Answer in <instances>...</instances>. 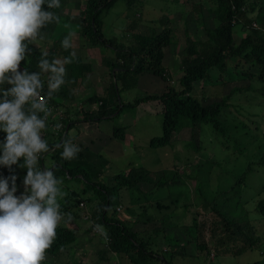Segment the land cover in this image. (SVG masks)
I'll return each mask as SVG.
<instances>
[{
  "label": "trees",
  "instance_id": "1",
  "mask_svg": "<svg viewBox=\"0 0 264 264\" xmlns=\"http://www.w3.org/2000/svg\"><path fill=\"white\" fill-rule=\"evenodd\" d=\"M125 1L129 7H132L137 0ZM212 1L214 4L213 13L219 24L216 27L207 29V38L202 41L195 40L189 34L188 29L185 30L186 47L184 55L181 57L183 73L177 81L172 77L164 63L168 47H170L174 39V29L171 26L172 19L170 16L163 14L155 20L156 23L153 19L155 27L163 26L161 30L151 32L133 31L130 43H118L115 37H107L105 35V22L103 19V12L112 8L116 0H86V4L79 12L81 35L91 42V46L104 45L116 51L113 58L106 56L101 59L102 64L109 68V73L103 76L105 88L101 94L99 92L78 96V90L81 89V86H85L84 84L89 87L90 82L94 87L92 80H90L93 77L92 73H94L93 64L83 60L78 53H74L73 44L68 49H64L61 46V41L67 36L65 34L66 30L60 29L59 25L71 20L69 15L63 14L64 10L72 4L70 0H61V6L52 9L59 17V21H53L41 30L43 38L38 40L37 43L33 42L29 45L31 52L20 64L23 69L28 68L29 71H37V62L41 58L42 49L48 52L47 58L49 60L53 57H58L59 53H62L64 58H69L70 62L65 65V83L48 101V105L52 109V116L48 119V127L44 135L48 139L50 150L41 157L40 163L42 167H54L55 174L62 178L63 184L73 179H79L84 184L82 191L86 196L78 190L67 191L66 196L60 201L61 210L65 214L64 217L78 218L84 211L85 218H90L95 224H100L105 228L104 236L107 240V250L115 255H128L132 262L136 264H141L140 262L143 264H157L158 259L165 262V264L172 263L163 252L159 253L154 248H151V240L144 239L138 231L128 226L126 220H120L117 217V212L121 211L123 206H121V210H118L120 205L117 206L111 213L110 209L114 202V196L122 189L134 188L141 190V186L146 182L151 184V191L156 188H164L175 182H180L179 178L164 179L165 173L163 171H159L158 174L160 175L154 177L151 176V171L145 166L131 164L124 172L118 171L113 174L109 183L102 182L101 178L103 175L105 176L103 168H99V171L96 172H93V170L89 171L88 167L80 159L84 152L89 153V148L80 147L81 151L78 155L68 160L61 157L60 153L63 149L62 147H57V145L69 137L74 143L77 135H70V131L81 123L102 121L104 119L115 120L126 110L136 108L138 105L148 101H154L160 106L159 111L163 115V131L160 135L152 136L149 139L148 145L150 147L158 148L173 143L175 133L179 130L180 122L183 119H187L190 121L188 124L192 128V132L199 125L211 124L213 131L227 136L228 140L224 144L226 149L236 148L237 138L227 133L230 125L222 120V112L223 109L230 105L229 98L233 93L236 91H252L254 90L252 84L246 87H233L231 92L223 96L221 100L207 104H204L202 99L194 94V91L198 84L205 86L208 81L213 79L211 73L213 70H217V76L214 78L216 80L219 77V73L225 72L228 66L235 63L237 70L239 67L245 68V71H243L245 77L251 81L261 83L262 87L260 90L264 92V0ZM135 23H137V20ZM238 25H242L246 33L239 42H236L235 27ZM51 39L55 40L52 46H49L47 43ZM69 39L71 40L70 37ZM255 66L259 67V71L255 70ZM145 73L160 76L169 82L168 87L160 93H149L136 98L133 102L124 101L121 98V92L129 88V79L133 80L134 85H136L139 75ZM236 73L240 74V71ZM96 75L97 77H94V79H99L100 75ZM83 79L87 83H84ZM5 87H10V85H5ZM71 99L76 101L73 103ZM259 106H263V104L252 105L251 108L254 111L248 113V116L250 114L257 115L256 124L262 118L263 109H257ZM243 123L242 127H249L247 123ZM56 125H59V127H56ZM126 129V125H114L113 137L125 140ZM5 135L6 133L0 131V140ZM251 138H253V133L249 131L247 144L250 143V145H256L257 147V141L260 138L255 136V143L250 141ZM195 142L194 138V143H191L192 146L195 144L197 148L198 145ZM258 147V153L260 152V154L256 162L250 161L246 167H240V169L242 168L240 172L236 170L237 167L235 165H232L233 174L238 175L236 182L241 187L242 184L247 182L246 179L250 173L254 171V166L264 164V142L258 143ZM253 156L256 157L257 154ZM47 162L50 165H47ZM73 162H76V164H73ZM216 163L220 164L219 162ZM26 171V168L13 165V172L17 175V185L23 182ZM0 174L8 176L10 174L9 169L0 167ZM9 186L11 187V182ZM263 191L264 188L259 191V195ZM87 192L89 195H87ZM242 193L240 188L239 195H237V198L234 197L241 202L237 203L240 207L238 212L232 211L231 215L234 216L233 218L229 214L218 210L214 205L212 207L217 211L214 214L216 221L214 225H217L216 228L219 227L221 231L219 238L212 242L215 245V249H218L224 255H236L245 251L247 247L253 248L262 239V235L256 231L255 227H257V224L250 218L249 212L251 208L246 204V201H252V199L247 198L246 193ZM204 204L206 207L210 205L209 202ZM154 205L152 203L143 205V211L145 212L149 206L153 207ZM156 206L159 210L166 208L168 211L171 208V204L162 203L161 201H157ZM81 208H83V211ZM254 212L258 217L264 218V196L255 199ZM160 222V226L152 230L158 236L161 233L163 235L164 230L166 234L167 228L171 226V215L167 214L166 216L164 214ZM56 233L52 246L46 251V259L43 264H61L59 259L69 247L72 249L71 255H74L72 246L77 242L79 243L80 234L78 230L65 222H60ZM163 236L166 239L169 238L168 235ZM175 243L172 242L170 245ZM170 245L168 244L163 251H172L173 254H186V250L170 249ZM199 248L207 251L210 246L205 241H202ZM104 255L105 253H102L101 257L105 259ZM71 264L75 263L72 262ZM242 264H264V260H254Z\"/></svg>",
  "mask_w": 264,
  "mask_h": 264
},
{
  "label": "rangeland",
  "instance_id": "2",
  "mask_svg": "<svg viewBox=\"0 0 264 264\" xmlns=\"http://www.w3.org/2000/svg\"><path fill=\"white\" fill-rule=\"evenodd\" d=\"M70 1L75 3L71 9L70 7L65 9L63 14L69 15L71 20L61 23L60 29H65L66 36L71 38L74 45L73 51L79 53L83 60L91 62L94 67L93 77L90 79L94 87L89 82V87L84 84L85 86H82L78 92L79 95L99 92L101 94L105 88V81L101 82V79L105 80L103 76L109 73V68L102 64L101 59L106 56L113 58L116 51L104 45L91 46V42L83 37L80 32L79 12L86 4V0ZM213 8L212 0H137L132 7H129L125 0H116L112 8L103 12L104 31L107 37H115L118 43H130L133 31L161 30L163 26L155 27L153 19L155 22L163 14H168L172 19L171 26L174 29V39L168 47L164 63L172 77L177 81L183 73L181 57L184 55L186 47L185 30L188 29L189 34L195 40H205L207 29L219 24L213 13ZM136 20L137 23H135ZM245 33L242 25L236 26V42H239ZM54 40H49L47 44L52 46ZM57 58L63 59L64 56L59 53ZM235 65L232 63L225 72L219 73L216 80L214 78L217 76V70H213L211 72L213 79L208 81L205 86L198 84L200 83L198 82L194 94L200 97L204 104H207L221 100L223 96L231 92L233 87H246L252 84L254 87L252 91L233 93L229 98L230 105L222 112V120L230 125L227 133L237 138L236 148L226 149L224 144L228 140L227 136L213 131L211 124L199 125L193 133L190 124H188L190 121L187 119L180 122L173 143L158 148L150 147L148 145L149 139L152 136L160 135L163 131V115L159 111L160 106L158 104L154 101H148L136 108L124 111L119 118L113 119V125L127 126L125 142L128 146H132V152L108 155L100 149L90 147L89 153L84 152L80 158L89 171L96 172L99 171V168H103L105 176L103 175L101 180L106 183H109L113 174L118 171L124 172L131 164L145 166L151 171V176L154 177H158L160 175L158 172L163 171L165 173L164 179L179 178L180 182H175L164 188H156L153 191L150 190L151 184L149 182L143 183L141 190L122 189L115 194L110 209L112 213L117 206H123V209L117 212V217L120 220H126L128 226L138 231L144 239L151 240V248L159 253L163 252L172 264H242L254 260H264V218L258 217L254 212L255 199L264 196V191L259 195V191L264 188V164L254 166V171L250 173L246 179L247 182L242 184V187L236 182L238 175L232 172V165H235L236 170L240 172L242 169L240 167H246L250 161L256 162L258 160L260 154V152L258 153V143L264 142V92L260 90L261 83L251 81L244 76L245 68L239 67L237 70ZM20 70H23L21 66ZM255 70L259 71V67L255 66ZM237 71H240V74L236 73ZM96 74L100 75L99 79H94ZM154 76L157 75L142 74L136 85H134L133 80L129 79V88L121 92V98L126 102H133L136 98L148 93L162 92L163 84L154 83L151 79L157 78ZM218 81L220 82L218 83ZM84 83L87 81L84 80ZM168 84L165 87H168ZM259 103L263 106H259L257 109L262 108L263 112L262 118L256 124L257 115L250 114L248 116V113L254 111L251 108L252 105ZM242 122H244L243 124L247 123L249 127H242ZM80 130L82 135L90 137L92 132L97 131V128L96 126L81 125L80 129L77 127L71 129L70 135H79ZM249 131L253 133L251 142L255 143V136L260 138L257 141V147L250 145V143L247 144ZM194 138L198 145L197 148L195 144L192 146L191 143H194ZM254 154L257 156L254 157ZM216 162L220 164L218 165ZM47 165L50 163L47 162ZM83 188L84 184L79 179H73L63 184L65 192L78 190L86 196L82 191ZM240 188L242 194L246 193L247 198L252 199V201H246V204L251 208L250 218L257 224L255 228L262 235V239L253 248L247 247L245 251L236 255H224L215 249L212 242L213 240L216 241L221 234L219 227L216 228L217 225H214L216 222L214 214L217 211L212 207L214 205L218 210L233 218L232 211L238 212L240 209L237 203L241 201L236 199L240 193ZM23 191L24 185L21 182L16 194L19 195ZM157 201L171 204V208L168 211L166 208L159 210L156 206ZM208 202L210 205L206 207L204 203ZM151 203L155 205L146 207L144 212L142 206ZM83 208H81L82 211ZM83 212L78 218L64 217L61 221L78 230L80 246L78 242L77 245L72 246L74 248L73 256L71 255V247L66 249L59 262L61 264H71L72 262L75 264H125L127 262L135 264L128 255H115L108 251L107 240L104 236L105 228L100 224H95L92 219L85 218ZM164 214L166 216L167 214L171 215L172 219L171 226L167 228L166 234L165 230L163 234L168 235V239L164 238L162 233L158 236L152 231L153 228L160 226ZM96 225H100L102 231L97 229ZM146 231L147 233H145ZM202 241L209 244V250L203 251L199 248ZM172 242L176 243L170 245ZM168 244L170 249L186 250V254H173L172 251H163ZM102 253H105V259L101 257ZM158 260L157 264H165L162 260Z\"/></svg>",
  "mask_w": 264,
  "mask_h": 264
},
{
  "label": "clouds",
  "instance_id": "3",
  "mask_svg": "<svg viewBox=\"0 0 264 264\" xmlns=\"http://www.w3.org/2000/svg\"><path fill=\"white\" fill-rule=\"evenodd\" d=\"M60 6L61 0H0V131L6 133L0 140V167L10 172L0 174V264H43L65 215L63 180L40 160L50 150L44 135L52 116L48 101L65 83L70 60H49L42 49L37 71L20 70L29 45L43 38L46 25L59 21L52 9ZM61 46L70 48L71 40L65 37ZM57 147L68 160L81 151L70 137ZM13 165L27 170L19 195ZM96 228L102 231L100 225Z\"/></svg>",
  "mask_w": 264,
  "mask_h": 264
},
{
  "label": "crops",
  "instance_id": "4",
  "mask_svg": "<svg viewBox=\"0 0 264 264\" xmlns=\"http://www.w3.org/2000/svg\"><path fill=\"white\" fill-rule=\"evenodd\" d=\"M73 3L75 2H72V4L70 5V9ZM141 75H139V79L141 78ZM154 77H157V78H151L153 79L152 81L154 83H159V82L162 83L163 84L162 91H164V89L167 87V86L165 87V85L168 84V81L164 80L160 76H154ZM104 81L105 80L101 79V82H104ZM84 95L85 94L78 95V96H84ZM72 102L74 103V100H72ZM81 125H88L89 127L96 126L97 131L92 132L90 137H86L85 135H82L81 130H80L79 135L76 136V139L74 141V143L78 144L80 147H87V148L92 147L94 149H100L101 151L107 153L108 155H121L123 153L132 152V148H131L132 146H128L125 140H119L113 137V128H114L113 119L112 120L104 119L102 121H91L87 123H81L77 125V128L80 129ZM115 150H118V151L115 153L114 152ZM125 264H130V263L127 262Z\"/></svg>",
  "mask_w": 264,
  "mask_h": 264
},
{
  "label": "built area",
  "instance_id": "5",
  "mask_svg": "<svg viewBox=\"0 0 264 264\" xmlns=\"http://www.w3.org/2000/svg\"><path fill=\"white\" fill-rule=\"evenodd\" d=\"M118 210H121V206L118 207Z\"/></svg>",
  "mask_w": 264,
  "mask_h": 264
}]
</instances>
